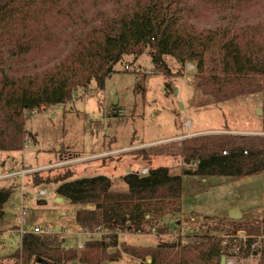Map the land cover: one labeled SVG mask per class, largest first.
Listing matches in <instances>:
<instances>
[{"label":"trees","instance_id":"trees-1","mask_svg":"<svg viewBox=\"0 0 264 264\" xmlns=\"http://www.w3.org/2000/svg\"><path fill=\"white\" fill-rule=\"evenodd\" d=\"M212 1L232 3L218 11L223 18L212 25L201 23L196 0H127L123 12L97 25L98 11L92 20L78 13V4L85 8V0H0V152L18 153L27 142L36 143L26 130L27 113L65 105L75 91L88 89L93 82L103 91L118 64L127 57L137 61L147 50L154 73L167 79L174 74L166 58L176 60L181 71L188 63L196 64L193 77L204 106L264 94V6L252 18L243 13L248 0ZM54 15L83 23L58 27ZM40 52L46 54L43 59L36 57ZM20 66L24 73L15 70ZM166 88L170 91L171 84L167 82ZM113 113L122 114L118 109ZM181 153L186 165H196L194 171L172 176L161 167L147 176L130 173L123 178L125 193L113 191L112 180L104 176L71 181L72 172L53 178L34 175V186L58 185L59 197L73 205L92 206L76 212V224L85 231L101 228L108 236L88 241L79 252L65 250V240L58 234L25 233L16 259L22 264H104L120 261L121 254L138 259L148 254L151 264H222L223 257L232 256L231 246L211 236L192 247L182 242L146 250L124 246L117 256L108 254L118 248L120 236L157 228L165 234L164 224L156 218L181 213L186 178L238 181L264 173V136H200L184 141ZM12 194L11 188H0V222ZM232 224L233 235L243 231L264 236L263 226H255L258 221L251 227ZM255 240L249 238L234 256L247 258ZM260 247L258 264H264V239Z\"/></svg>","mask_w":264,"mask_h":264},{"label":"rangeland","instance_id":"rangeland-1","mask_svg":"<svg viewBox=\"0 0 264 264\" xmlns=\"http://www.w3.org/2000/svg\"><path fill=\"white\" fill-rule=\"evenodd\" d=\"M126 3L127 0L122 4L118 0H85V8L78 4V13L92 20V14L98 11L97 25H102L109 20L108 16L115 18L123 12ZM247 5L243 13L254 18L261 13L264 0H248ZM196 6L201 23L212 25L223 18L218 11L229 9L232 3L196 0ZM82 23L64 15L53 18V24L58 27L70 28ZM148 53L145 51L137 61L134 57L125 58L106 80L103 91L97 90L93 82L88 89L75 91L69 103L39 110L41 118L27 113L26 130L36 137V143L27 142L26 148L18 153L0 152V188L13 191L0 222V264H22L15 257L21 249V237L33 232L35 227L52 230L51 235L64 238L65 250L79 252L88 241L107 237L101 228L81 230L75 217L83 206L73 205L68 200L57 202L58 185H32L36 174L53 178L72 172L71 181L104 176L112 180L113 191L125 193L128 188L123 178L130 173L142 176L145 170L161 167L168 168L172 176L194 171L196 165H186L182 157L184 141L213 134L264 136V94L242 97L220 106H204L201 90L197 89L193 77L196 64L188 63L181 71L176 60L166 58L174 74L167 79L154 73ZM45 55L40 52L36 57L43 59ZM15 70L24 73L21 66ZM178 71L181 72L177 74ZM167 82L171 84L170 91H167ZM136 88L143 92L140 94ZM116 99L117 109L122 112L117 117L113 113ZM187 122H190L189 128ZM22 167L33 173L24 180L1 179L12 171H21ZM40 190H47L49 194L41 198ZM179 204L181 213L156 218L160 225L164 224L165 234L159 233L157 228L144 234L120 236L118 248L109 250L108 254L117 256L115 254L122 253L124 246L146 250L182 242L183 246L192 247L207 236L223 238L226 244L229 241L232 251L236 243L231 242L239 234H232V223L251 227L258 221L255 226L264 228V173L238 181L209 178L202 182L199 178H186ZM233 209L241 212V219L229 218ZM246 235L248 239H256L249 249L250 255L247 258L245 254L226 255V264L230 261L231 264H258L264 236ZM151 262L148 254L142 259L121 254L120 261L104 264Z\"/></svg>","mask_w":264,"mask_h":264},{"label":"built area","instance_id":"built-area-1","mask_svg":"<svg viewBox=\"0 0 264 264\" xmlns=\"http://www.w3.org/2000/svg\"><path fill=\"white\" fill-rule=\"evenodd\" d=\"M191 65V64H190ZM193 65V64H192ZM192 65L190 66V67H192ZM194 66V65H193ZM195 67V66H194ZM32 113L34 114V115H37L38 117H40L41 118V114H40V112H39V110H35V111H32ZM27 146V145H26ZM26 148V147H25ZM25 167V166H24ZM24 167H22L20 170L21 171H18V172H16V171H12L11 172V174H9V175H7L6 177H4V178H1V179H17V180H24L25 178H27L31 173H33V172H31L30 170H27L26 168H24ZM34 169V168H33ZM35 171H39V169L38 170H35ZM34 171V172H35ZM149 173V171H147V170H145V171H143L142 173H141V175L142 176H145V175H147ZM33 185V184H32ZM23 192L24 193H26L27 192V189H26V187L24 186L23 187ZM49 193H48V191L47 190H40V191H38V196L39 197H41V198H45L47 195H48ZM22 202H24V199L22 200ZM25 203V202H24ZM28 204H30V202H28ZM26 217V212L25 211H23V218H25ZM31 233H33V234H35V235H51L52 234V230H50V229H47L46 231H44L42 228H40V227H35L34 229H33V232H31ZM106 236H108V233H107V231H106ZM246 237V238H245ZM245 239V240H244ZM247 240H248V236L246 235V233H244V232H239V234L235 237V240H232V242L231 243H236L235 245H236V247L235 248H233L232 249V252H231V254H232V256H234L235 254H238V253H240L239 251H240V247H241V245L242 244H245L246 242H247ZM224 244H226V243H224ZM231 263H233L232 261H230L229 262V264H231Z\"/></svg>","mask_w":264,"mask_h":264},{"label":"water","instance_id":"water-1","mask_svg":"<svg viewBox=\"0 0 264 264\" xmlns=\"http://www.w3.org/2000/svg\"><path fill=\"white\" fill-rule=\"evenodd\" d=\"M118 103H119L118 99H116L113 103L114 110H117ZM62 201H63V198L58 199V202H62ZM88 209H92V206H89ZM229 218L231 220L237 221V220L242 218V214L239 210L233 209L229 212ZM222 264H226V258L225 257L222 258Z\"/></svg>","mask_w":264,"mask_h":264},{"label":"crops","instance_id":"crops-1","mask_svg":"<svg viewBox=\"0 0 264 264\" xmlns=\"http://www.w3.org/2000/svg\"><path fill=\"white\" fill-rule=\"evenodd\" d=\"M128 171L131 172L130 170H128ZM59 198H62V197L57 196V202H58ZM65 201H67V199L63 198V202L62 203H64ZM76 206H82V205H76ZM84 208H87V206H83V208H81V209H84ZM79 210H80V208H79Z\"/></svg>","mask_w":264,"mask_h":264},{"label":"bare ground","instance_id":"bare-ground-1","mask_svg":"<svg viewBox=\"0 0 264 264\" xmlns=\"http://www.w3.org/2000/svg\"><path fill=\"white\" fill-rule=\"evenodd\" d=\"M186 126L189 128L190 127V122H187Z\"/></svg>","mask_w":264,"mask_h":264}]
</instances>
